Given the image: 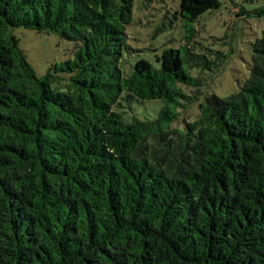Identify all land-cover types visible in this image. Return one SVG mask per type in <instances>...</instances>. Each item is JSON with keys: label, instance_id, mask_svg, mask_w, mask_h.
Masks as SVG:
<instances>
[{"label": "trees", "instance_id": "trees-1", "mask_svg": "<svg viewBox=\"0 0 264 264\" xmlns=\"http://www.w3.org/2000/svg\"><path fill=\"white\" fill-rule=\"evenodd\" d=\"M220 5L180 0V44L133 63L134 0H0V264H264V30L214 93ZM17 27L74 57L38 75Z\"/></svg>", "mask_w": 264, "mask_h": 264}, {"label": "rangeland", "instance_id": "rangeland-1", "mask_svg": "<svg viewBox=\"0 0 264 264\" xmlns=\"http://www.w3.org/2000/svg\"><path fill=\"white\" fill-rule=\"evenodd\" d=\"M218 9L205 13L200 19V34L196 39L202 48L228 51L233 49L224 70L212 81V90L227 96L240 90L251 68L252 45L264 30V0H220ZM180 0H134L131 22L126 26L129 47L139 52L129 56L133 63L139 58L154 59L164 48L177 47L185 33L186 21L179 13ZM244 11L243 16L236 12ZM256 11V12H255ZM205 31V32H204ZM233 34L232 43L214 42L209 36ZM15 34L20 47L38 75L51 66L63 65L74 57L76 42L55 32H38L17 27ZM229 41V40H228ZM206 45V46H205Z\"/></svg>", "mask_w": 264, "mask_h": 264}]
</instances>
